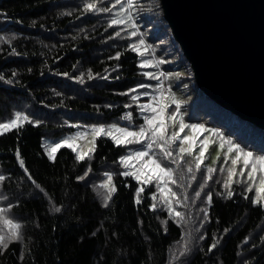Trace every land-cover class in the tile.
Instances as JSON below:
<instances>
[{"label":"trees","instance_id":"trees-1","mask_svg":"<svg viewBox=\"0 0 264 264\" xmlns=\"http://www.w3.org/2000/svg\"><path fill=\"white\" fill-rule=\"evenodd\" d=\"M150 1L161 9L159 0ZM89 3L96 9L87 10ZM114 3L0 0V76L4 77L0 80V121L15 112L39 121L0 134L2 207H9L10 218L21 223L23 237L8 244L0 264H264V205L253 203L254 193L245 182L230 187L231 198L229 190L216 182L206 189L208 181L200 198L195 191L204 183L189 190L191 205L179 207L181 224L152 186L137 196V182L121 175L124 148L111 139L98 137L93 152L82 161L65 147L53 159L46 155L43 139L72 131L67 121L80 117L90 122L120 120L130 110L143 122L132 96L146 77L132 46H139L141 39L145 45L151 38L136 30L135 41L133 30L123 24L109 27L119 5L111 12L98 9ZM179 52L185 59L180 47ZM197 91L198 102L194 101L199 117L207 116L226 127L228 134L252 148L246 149L264 153V130ZM35 113L43 117H34ZM106 170L113 173L115 188L108 207L98 186ZM208 193L210 206L205 199ZM56 207L61 208L59 213ZM194 226L200 231L190 239L188 228ZM0 229L7 238L9 229L2 222ZM185 242L189 253L181 255Z\"/></svg>","mask_w":264,"mask_h":264},{"label":"rangeland","instance_id":"rangeland-1","mask_svg":"<svg viewBox=\"0 0 264 264\" xmlns=\"http://www.w3.org/2000/svg\"><path fill=\"white\" fill-rule=\"evenodd\" d=\"M134 3L138 6V7H134L131 10L134 18V22L136 24V30L138 31L142 30V32L145 33L144 35H147V38H151L147 42V44L145 45L139 44L138 46L139 50L137 51V53L139 55V63L144 64L149 61L151 62V66L141 67L143 69V72L152 73V74H159L160 72L181 73L182 75L179 78L161 77L159 80L149 79L147 76H145L146 81L144 82V85H149V87L147 88L139 87L137 92L135 93V96L139 97L138 100H135V104L137 107L138 114L143 119V122H139L133 116L130 110H128L126 114L122 118H120V120L119 119L114 121L95 120L90 122V121H85L83 120L84 118L80 117V119L78 120L67 121L65 122L67 123L66 126L72 127L73 128L72 131L65 134V136L64 135L59 137L49 136L43 139L42 146L46 155L49 157L48 152L54 143H58L62 140L67 139L71 142V144L75 148V151H73V149L69 147H65V148L72 150L76 157L78 154H86L84 156L85 159L93 152L94 150L93 148H95V141L98 138L95 137L94 139V135L92 132V128L94 126H103L106 129V131L109 130L112 125H116L119 128H128L129 131H139V128L141 126H146L144 122V117L154 115L151 112H142L139 108V105L151 103L153 104V106H156L157 104H160L162 93L164 96L163 103L171 104V106L167 108V111L165 113L166 116L170 115L173 111H175V104L171 103L169 97H175L176 100L181 102V109L180 112L177 114L175 125L173 124L172 121H167L169 134H171L172 131H178L179 121L182 118L183 122L187 125L202 124L205 126L206 129L217 130L219 133H222L225 138L230 139L235 144H239L243 149H245V151H250L255 156L264 155V153L261 151L259 152L254 150H248L252 148L249 147L246 142L244 143L243 146V144L239 140H237L235 135L228 134L227 128L226 127L222 128L215 120H208L206 118L207 116L199 117L201 113L197 110V106L195 104V101L198 102L199 93L197 91L198 88H195L192 70L189 67V63H187V61H185V59L180 54L179 47L176 44L177 42L173 41V37L172 34L170 33V29L168 28L166 23L163 22L161 9L160 10L156 9L158 5L157 7L152 6V2L150 0H134ZM114 18H121L127 20L128 13L121 12L119 6L118 8L115 9L113 19ZM123 26L133 30L131 25L128 23H124ZM132 39H134L135 41L137 40L136 36H132ZM141 51L143 52V55L139 54ZM160 60H164L166 61V63L160 64L159 63ZM153 97H155V99H153ZM16 113L17 112L13 114L12 118L2 120L0 121V123L9 122L10 120L14 119ZM129 113H131L130 120L125 118ZM21 114L28 116L29 120L35 124H37L36 122H39L37 121L38 119L37 120L31 119L29 117L30 114L28 113L22 112ZM34 117L41 118L43 116L40 113H35ZM55 117L57 118L58 123L60 124L63 123L62 120L59 119L58 115ZM26 122L27 121L21 120L19 122V126L23 125ZM10 130H4L3 133L8 132ZM184 135L197 137L196 148L193 151L192 156H184L182 160H177V163L175 164L169 163L168 161H163L165 165H167L168 167H172L173 169L176 170L175 178L178 181L180 187H177L176 184H169L168 186L171 187L173 191L178 193V198L181 201H183V204L182 205L177 204L175 199H173L170 204L167 201H165L163 195H161V193L157 190L156 187L157 182L155 180L151 184H142V183H138L133 176H127V177H131L133 180L137 182L138 189L141 187L145 189L147 187L152 186V188H154L155 190V194H157L160 197L161 201H163L162 202L163 206L166 209H168V207L172 208V214L170 215L174 219L179 221L181 224H183V218L176 217L175 212L182 213V210L179 209V207H189L191 205V200L189 199V197L187 200H184V194L186 193L187 196H189V190L196 189L200 184L204 183L205 177L206 175H208L207 168L211 167L216 171L211 173L212 179L209 181L210 185L206 189H211L214 182L218 183L220 186H223L225 190H229L230 187L235 183L245 182V184L247 185L246 187L247 189L249 187L252 188V192L254 193L255 200H259L260 203L264 205V192L257 193L256 191L257 188L261 187L260 179L264 178V172H259V171L256 172L254 174L256 177L255 181H249L247 178L248 170H245L244 177H240L239 175L234 176L233 177L234 182L231 183L229 187H225L229 179L228 170L230 168H233L230 159L228 160L227 163L224 162L225 153L228 147L227 144H225L224 148L221 149L220 139L210 131L193 132L190 128H185L184 132L181 133L182 137ZM113 136L119 137L120 133L113 131ZM99 137L109 138L114 143L112 137L108 136L107 134ZM202 141H206L208 143V149L205 152L204 163L201 165L200 171H197L195 168V160L193 159V157L198 155ZM178 145H179V141H177L176 144L171 145V150L174 153V158ZM120 146L124 148V154L122 155V157L131 155L133 152L137 150H141L143 148V145L140 144H126V145L122 144ZM185 147H187V145H185ZM155 152L159 158L160 154L158 149H155ZM137 167H139V165H137ZM241 167H242V161L236 166L235 171L238 173ZM189 168H191L192 170L191 172L188 171ZM221 169H223V171H221ZM124 171H134V169H126L123 165H121V173H123ZM106 173L114 176L111 170L103 171L101 173V180L98 183L99 187L102 183H105L107 181V176L105 175ZM192 176H195L196 179L192 180ZM188 185H191V187H188ZM112 186L114 187L113 179H112ZM102 190L106 195L107 189L102 188ZM203 193L205 192H202L201 195H203ZM0 208L7 209V211L3 214L6 218L11 217L9 207L6 206L2 207V198H0ZM188 230L190 231L189 233L190 239H193L199 233L200 227L194 226V228L193 227L188 228ZM184 253L188 254L189 252H187L186 250L184 251Z\"/></svg>","mask_w":264,"mask_h":264},{"label":"water","instance_id":"water-1","mask_svg":"<svg viewBox=\"0 0 264 264\" xmlns=\"http://www.w3.org/2000/svg\"><path fill=\"white\" fill-rule=\"evenodd\" d=\"M197 88L264 130V0H159Z\"/></svg>","mask_w":264,"mask_h":264},{"label":"snow or ice","instance_id":"snow-or-ice-1","mask_svg":"<svg viewBox=\"0 0 264 264\" xmlns=\"http://www.w3.org/2000/svg\"><path fill=\"white\" fill-rule=\"evenodd\" d=\"M117 5L120 6L121 12H127L128 13V19H121V18H114L112 19L111 23L109 24V27H112L113 25H121L124 23H128L131 25L133 31L131 32L132 36H136V24L134 22V18L132 15V9L134 7H138L134 0H115V3L111 7H105L102 9H98V11L103 12H111L113 7H116ZM87 10H95L96 6L95 4L89 3L86 5ZM117 36L120 35L119 32L116 33ZM144 40L141 39L139 41L140 45H144ZM134 51H138V46L133 45L132 46ZM140 55H143V52L141 51L139 53ZM116 59H119V54ZM160 64L166 63L164 60L159 61ZM141 67H148L151 66V62H146L144 64L140 65ZM89 78H92V74L89 72ZM145 76H147L149 79L159 80L161 77H176L179 78L182 74L181 73H164L160 72L159 74H152V73H144ZM106 78V77H105ZM4 79V77L0 76V80ZM81 82L83 81V76H81ZM11 83V81H8ZM140 88H147L149 85L141 84L139 86ZM132 92H135L136 89H132ZM133 100H138V96H132ZM155 99V97H153ZM171 100V103L175 104V111H173L170 115H165L167 108L171 106V104L163 103L164 96L163 93L161 94V103L157 104L156 106H153V104H143L139 105V108L142 112H151L154 115L151 116H145L144 122L146 126H141L139 128V131H129L128 128H119L116 125H112L109 130L106 131V129L103 126H94L92 128V132L95 137L103 136L107 134L108 136L112 137L114 143L117 145H126V144H140L143 145V148L141 150H137L133 152L131 155L124 156L120 159V164L123 165L126 169H134V171H124L121 173V175L127 177V176H133L138 183L142 184H151L154 180L157 182L156 187L157 190L163 195L164 200L167 201L169 204L172 202L173 199H175L177 204L182 205L183 201H181L178 198V193L173 191L171 187H169V184H176L177 187H180L178 181L176 180V170L172 167H168L163 163V161H168L169 163L175 164L177 163V160H182L184 156H192L193 151L196 148V140L197 137L195 136H189L184 135L181 136V133L184 132L185 128H190L193 132H204V131H210L215 136H217L221 143L220 148L223 149L224 145L227 144V150L225 153L224 162L227 163L228 160H231V164L233 168H230L228 170V182L226 183L225 187H229L231 183H233V177L236 175H239L240 177L245 176V170L247 171V178L249 181H255V173L256 172H264V155L261 156H255L250 151H245L239 144L233 143L230 139H227L223 136L222 133H219L215 129H206L204 125L202 124H196V125H187L183 122V119L181 118L179 121V128L178 131H172L171 134L168 132V123L167 121H172L175 125L177 114L180 112L181 109V102L176 100L175 97H169ZM126 107H131V105H126ZM126 119H131V113L127 114L125 117ZM27 121L28 123H33L29 120L28 116L22 115L21 113L17 112L15 114V118L10 120L9 122L0 123V134L3 133L4 130H10L14 127H19V122ZM37 124L39 122H36ZM113 131L120 133L119 137L113 136ZM177 141H179V145L177 148V151L174 153L171 150V145L176 144ZM167 145V147H166ZM187 145V147H185ZM64 147L72 148L73 151H75V148L71 144V142L67 139L62 140L58 143H54L49 152V159H52L54 157V154L60 149ZM155 149H158L159 151V158L156 155ZM208 149V143L206 141L201 142L200 151L198 155L194 156L193 159L195 160V168L197 171H200L201 165L204 163L205 159V152ZM234 154V155H232ZM19 155V153H17ZM86 154H78L76 159L78 161H82L84 159V156ZM242 161V167L240 168V171L237 173L235 171L236 166ZM139 165V167H137ZM20 166L23 168L24 163L23 160H20ZM189 172H191V168L188 169ZM216 171L215 169L209 167L207 168V173L205 177L204 184L200 185V190L195 191V197L200 198L201 193L203 192L204 187L206 186L207 182L212 179L211 173ZM223 171V169H221ZM25 172H27V169H25ZM107 181L105 183H102L100 185L101 188L107 189V194L104 195V207H108V201L112 199V195L115 192V188L112 186V175L106 173ZM28 179L32 180L31 175H28ZM196 177L192 176V180H195ZM4 177L0 176V181H3ZM35 183V181H33ZM260 188H257V193L264 192V178L260 179ZM39 188V185H36ZM188 187H191V185H188ZM249 192L252 191V188L249 187L247 189ZM43 191V189H41ZM144 191L143 187L137 189V196H139L140 193ZM233 196V192L229 190L227 192V197L231 198ZM247 198V197H246ZM152 199L155 200L156 196L153 195ZM188 196L185 193L184 194V200H187ZM137 203H140V200L137 199ZM212 202V196L210 193L206 194V203L210 206ZM259 200H254V204H259ZM155 205H152V209L155 210ZM55 212L59 213L61 211L60 207H56ZM169 211V214H172V208L168 207L167 209ZM7 211L5 208H0V222L4 226H6L9 229V235L5 236L3 234V230L0 229V255H3V250H6L8 248V244L12 241H20L23 239L22 234L20 232V229L22 228L21 223L16 222L15 220L11 218H6L3 214ZM201 211L205 213V218H207V210L202 208ZM182 213L175 212L176 217H182ZM6 239L8 242H6ZM203 239V237H201ZM217 243H213L211 245V248L209 251L214 249L217 246ZM185 250H187V242H185ZM181 255H184V252L180 253Z\"/></svg>","mask_w":264,"mask_h":264}]
</instances>
